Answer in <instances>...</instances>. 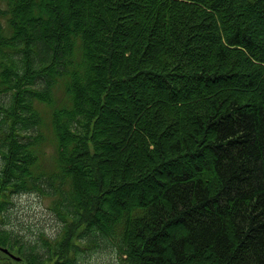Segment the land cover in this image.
Returning <instances> with one entry per match:
<instances>
[{
  "label": "trees",
  "instance_id": "16d2710c",
  "mask_svg": "<svg viewBox=\"0 0 264 264\" xmlns=\"http://www.w3.org/2000/svg\"><path fill=\"white\" fill-rule=\"evenodd\" d=\"M0 156V264H264V0H0Z\"/></svg>",
  "mask_w": 264,
  "mask_h": 264
},
{
  "label": "rangeland",
  "instance_id": "374dc122",
  "mask_svg": "<svg viewBox=\"0 0 264 264\" xmlns=\"http://www.w3.org/2000/svg\"><path fill=\"white\" fill-rule=\"evenodd\" d=\"M63 90L62 87H57L56 98L58 101L62 99ZM43 109L46 112L44 129L47 137L50 138L49 131V113L47 109ZM117 117L114 118L113 124L110 125L114 128L117 123ZM47 156H43V163L51 167L54 148L48 143L44 146ZM0 156V167H1ZM5 214V222L9 228L14 229L21 235L25 236L28 241H39L41 234L48 239L54 238L62 226L57 214L52 210V199L41 196L37 193H28L19 195L13 198L12 204ZM111 242L101 243L98 241L100 247H92L91 252L86 254L80 253L78 258L80 264H121L117 248L110 244Z\"/></svg>",
  "mask_w": 264,
  "mask_h": 264
},
{
  "label": "water",
  "instance_id": "95a60500",
  "mask_svg": "<svg viewBox=\"0 0 264 264\" xmlns=\"http://www.w3.org/2000/svg\"><path fill=\"white\" fill-rule=\"evenodd\" d=\"M5 252H7V250H4Z\"/></svg>",
  "mask_w": 264,
  "mask_h": 264
}]
</instances>
